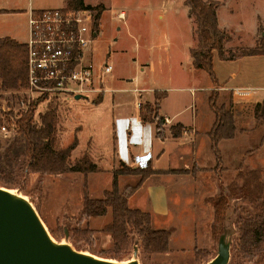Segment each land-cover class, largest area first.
I'll list each match as a JSON object with an SVG mask.
<instances>
[{
  "label": "rangeland",
  "instance_id": "obj_1",
  "mask_svg": "<svg viewBox=\"0 0 264 264\" xmlns=\"http://www.w3.org/2000/svg\"><path fill=\"white\" fill-rule=\"evenodd\" d=\"M83 1L90 6L103 5L98 28L94 31L96 34L84 55L86 63H91L97 74L102 75L103 86L107 88L100 106L110 111L111 105L116 104L119 109L124 108L127 117H131L136 99L134 87L165 85L172 88L169 89L172 95L178 94L185 100L188 96L184 103H191V110L187 114L193 111L197 126L201 127L199 133L203 139L196 141L195 154L189 152L178 164L181 170H191L189 173L193 179L181 180L172 176L167 179L172 202L166 215H154L149 206L144 205L147 197L137 191L142 183L139 175L120 174L117 177L119 189L139 184L137 194L135 191L129 197L128 204L130 198L132 202L137 198L144 201L139 200L141 206H132L131 202L129 207L149 212L152 227L171 231L169 249L162 253H144L136 234H130L134 237L129 249L116 257L110 236L101 231L111 220V210L86 219L80 215L84 194L102 198L104 190L111 186L112 170L119 165L116 163V167L111 169L112 164L107 161L95 163L90 152L82 150L89 137L99 142L97 150H109L112 118L109 116L105 121L99 113L101 108L95 106L100 94L76 100L74 97H41L33 120L49 108L55 109L56 147H66L75 137L78 143L80 140L79 149L75 150L77 143L69 157L72 169L61 174L35 172L28 168L26 157L21 154L11 181L0 180V185L30 203L54 242L96 257L125 262L133 258L136 247L138 264H206L216 256L218 239L225 234L230 240L227 264H264V250L257 255H243L235 250V243L239 240L237 227L264 207L261 206L264 199V125L254 116V100L233 103L229 90L234 86L249 85L257 87L253 98L264 95V50L261 45L264 39V0L216 1L220 3L216 14L220 17L222 13L226 25L224 30L229 36L221 51H213V70L219 80L217 85L211 82L203 69L195 68L186 59L185 46L193 44L196 36L195 22L184 0ZM160 13L163 14L161 18ZM162 30L167 40L161 41ZM106 63L112 66L108 73L103 72ZM233 73L236 78H232ZM185 74H190L194 83L185 82ZM184 87H194L196 99L192 102L190 92ZM213 91L217 92V104L231 105L236 128L232 138L218 143L219 164L215 162L209 138L204 139L205 122L212 115L209 95ZM31 95L25 87L0 90V122L5 127V130L0 129V151H4L18 135L16 120L35 99L28 100ZM117 110L115 108V112ZM79 124H83L84 130L77 134ZM188 134L194 135V132ZM187 146L191 148L190 144ZM83 153L100 168L99 171L81 173L75 169V163ZM199 171L202 173L196 176ZM259 194L260 198L255 200ZM212 196H222L225 201L219 221L215 218L214 207L208 202Z\"/></svg>",
  "mask_w": 264,
  "mask_h": 264
},
{
  "label": "trees",
  "instance_id": "obj_2",
  "mask_svg": "<svg viewBox=\"0 0 264 264\" xmlns=\"http://www.w3.org/2000/svg\"><path fill=\"white\" fill-rule=\"evenodd\" d=\"M65 2V6L70 8L91 9L93 28L94 30L98 28V19L103 10V5L90 6L85 4L83 0H65ZM185 3L188 5L190 16L195 22L196 44L189 50L192 64L195 68L203 69L211 82L217 85L218 81L213 70V51H221L224 43L229 39L228 33L219 28L217 23L216 8L218 3L214 0H185ZM261 45L264 50V39H262ZM26 55V43H19L8 36L0 38V90L18 89L26 86ZM165 95V91L155 90L152 103L146 102L139 105L141 121L153 123L155 136L158 138H162L164 135V118L158 114V108L160 100ZM41 99V97L35 98L30 102L28 110L16 120L18 135L6 145L4 151H0V180L4 182L11 181L14 166L21 154L26 157L28 168L35 172L61 174L72 169L69 166V157L71 151L77 146V137L66 147H56L55 109L49 108L40 114L37 120H33L34 110ZM216 99L217 92H211L209 103L212 109L213 122L206 134L210 140L215 162L219 164L221 156L218 143L222 139L232 138L236 128L231 105L226 106L223 102L217 104ZM95 101L99 103L101 95ZM253 113L264 125V98L255 103ZM179 131V124L172 127L173 136H178ZM74 167L81 173L100 170L86 153L77 159ZM156 172L185 174L191 170L154 171L148 165L144 168H136L119 162V165L112 170L111 186L104 190L102 198H91L87 193L84 194L80 210V215L84 219L104 215L108 209L111 210V220L101 231L110 236L117 253L116 257L127 252L129 244L132 242L131 238L135 234L144 253H162L169 249L171 231L163 227H152L149 212L129 207L128 199L137 190L139 184L125 186L123 189L118 187L117 177L120 174H136L141 177L140 181H143ZM259 198L260 194L258 198L257 196L254 197L255 200ZM208 202L214 207L215 218L219 221L225 209L223 206L225 201L222 196H212L208 198ZM261 206H264V199ZM237 229L239 240L235 243V250L243 253V255L261 253L264 250V207L261 212L240 223ZM130 234L134 236L130 237Z\"/></svg>",
  "mask_w": 264,
  "mask_h": 264
},
{
  "label": "crops",
  "instance_id": "obj_3",
  "mask_svg": "<svg viewBox=\"0 0 264 264\" xmlns=\"http://www.w3.org/2000/svg\"><path fill=\"white\" fill-rule=\"evenodd\" d=\"M214 1L221 2V0ZM65 4V0H0V38L8 36L18 41L19 43H26L29 37L28 20L30 13L34 10L39 9L62 7ZM219 5L220 3H218V6ZM186 9L189 13L188 6L186 7ZM216 16L219 28L225 29L226 25L222 13L220 17L217 14ZM159 17H163V14L160 13ZM163 31L164 30H162L160 36L161 41H164V39L167 40V36ZM195 44L196 41H194L193 44L186 45L184 49L186 59L191 65L192 59L190 57L189 50L190 48L194 47ZM231 59L232 61H236L235 58L231 57ZM141 71H143V69H141ZM184 77L185 82L194 83V78L191 77L190 74H185ZM236 77L237 75L233 73L232 78ZM217 81L219 83L218 78ZM164 86L165 85H160L156 88H145L139 86L134 87L133 92L136 93V99L134 101L135 106L133 112L131 113L132 116L127 117L124 108L119 109L115 106L116 104L111 105L110 111H107V108L100 106L103 104L105 90H107V88L103 86L102 82V87L104 90L103 92L99 93L101 95V101L95 106L102 109V111L101 109L99 110V113L105 121L109 119V116L112 118V135L109 150H105L107 153L103 152L102 148L97 150L96 144H99V142L92 140V137H89L85 147L82 150L87 149L92 157L95 158V163L101 162L100 164H102L103 162L107 161V163L112 164V166L110 167L111 169H114L116 167L115 164L119 162H122L127 166L134 167V165L132 164V159L134 156H141L142 159L146 161V166L148 165L154 171H166L168 169L182 168L178 165L180 160L183 157H186L189 152L195 154L196 141H199L200 138L203 139L201 134L199 133L201 127L197 126L196 115L193 114V111H191L190 114H187L188 110H191V103H184L188 100V96H186L187 100H185L178 94L172 95L171 91L169 90L172 88ZM184 89L190 92V95L192 97L191 102L196 99L195 93L193 92L194 87H184ZM108 90L117 89L108 88ZM155 90L166 92V95L160 100L158 108V114L163 118L166 117L170 120L169 123H164L163 125L164 135L162 138H158L155 136V125L151 122L141 121L139 115V105L144 104L145 102L153 101V92ZM112 97L114 98V95ZM263 98L264 95L256 98L252 97L250 100H254V103H256L261 101ZM115 108L118 109L116 112ZM98 114H96V116ZM131 122H134V124L132 125ZM212 122L213 114L209 116L208 122H205L206 127H204V129L206 130L204 133V137L206 138L204 139L206 140L208 139L206 132L211 127ZM176 124L180 125V131L178 136H173L172 127ZM79 126L80 129L77 134L82 133L84 130L83 124H79ZM186 127L190 128L194 132V135L183 134L182 129ZM187 144H190L191 148L188 147ZM79 145L80 140L75 150L79 149ZM96 151H98L97 154ZM201 173L202 172L199 171L196 176L200 175ZM171 176L179 177L178 179L181 180L186 178L193 179V176L190 173L180 175L170 172H156L152 173L149 177L144 179L137 190L146 195L147 200L144 202V205L149 206L150 211L154 215H166L169 208L168 206H170V203L172 202L169 197L170 193H168L167 190V179ZM130 200L132 202V198H130ZM139 200L144 201L140 198H137L136 201L132 202V206H141ZM131 202L129 201L130 204Z\"/></svg>",
  "mask_w": 264,
  "mask_h": 264
},
{
  "label": "built area",
  "instance_id": "obj_4",
  "mask_svg": "<svg viewBox=\"0 0 264 264\" xmlns=\"http://www.w3.org/2000/svg\"><path fill=\"white\" fill-rule=\"evenodd\" d=\"M118 15L122 16V13ZM92 22L93 13L89 8L64 5L30 13L25 88L32 95L28 100L39 97H74L76 100L77 95L86 99L103 92L102 75H98L84 59L92 36L96 34ZM111 69V64H104V73ZM229 90L233 102H244L253 97L257 87L234 86ZM169 122V118L164 117V123ZM0 129L5 130V127ZM188 132L193 131L187 127L182 129L183 134ZM132 164L136 168L146 167L141 156H134Z\"/></svg>",
  "mask_w": 264,
  "mask_h": 264
},
{
  "label": "water",
  "instance_id": "obj_5",
  "mask_svg": "<svg viewBox=\"0 0 264 264\" xmlns=\"http://www.w3.org/2000/svg\"><path fill=\"white\" fill-rule=\"evenodd\" d=\"M229 254L230 240L222 234L206 264H227ZM136 257V247L132 259L118 262L54 242L30 203L0 185V264H138Z\"/></svg>",
  "mask_w": 264,
  "mask_h": 264
}]
</instances>
